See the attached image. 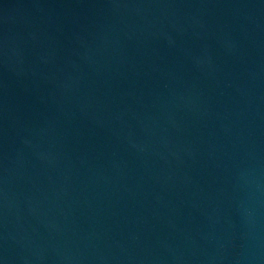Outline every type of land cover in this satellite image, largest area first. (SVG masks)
Instances as JSON below:
<instances>
[{"label": "water", "instance_id": "obj_1", "mask_svg": "<svg viewBox=\"0 0 264 264\" xmlns=\"http://www.w3.org/2000/svg\"><path fill=\"white\" fill-rule=\"evenodd\" d=\"M0 264H264V0H0Z\"/></svg>", "mask_w": 264, "mask_h": 264}]
</instances>
